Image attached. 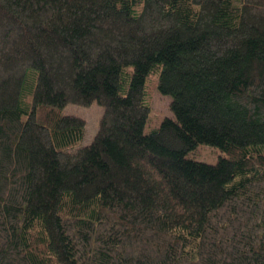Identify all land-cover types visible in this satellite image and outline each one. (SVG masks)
I'll return each instance as SVG.
<instances>
[{"label": "trees", "instance_id": "16d2710c", "mask_svg": "<svg viewBox=\"0 0 264 264\" xmlns=\"http://www.w3.org/2000/svg\"><path fill=\"white\" fill-rule=\"evenodd\" d=\"M0 264H264V0H0Z\"/></svg>", "mask_w": 264, "mask_h": 264}, {"label": "rangeland", "instance_id": "374dc122", "mask_svg": "<svg viewBox=\"0 0 264 264\" xmlns=\"http://www.w3.org/2000/svg\"><path fill=\"white\" fill-rule=\"evenodd\" d=\"M153 85L154 83L152 84V86L147 83L146 87L150 100V111L148 114L147 122L148 125L146 127L147 129H149L148 127L157 126L164 117L171 115L169 109L170 98L168 96L160 94L157 88L155 86L153 87ZM148 87H150L149 90L147 89ZM102 111V107L96 101H93L89 106H80L69 103L61 109L60 114L62 115H75L81 117L84 120V135L80 143L77 145L78 147L89 145L92 142L98 130ZM217 155L218 152L216 150H213L206 146H201L196 151V156L199 159H204L206 161L214 160ZM224 156L226 155L224 154Z\"/></svg>", "mask_w": 264, "mask_h": 264}]
</instances>
